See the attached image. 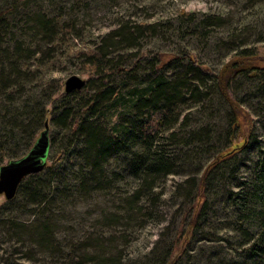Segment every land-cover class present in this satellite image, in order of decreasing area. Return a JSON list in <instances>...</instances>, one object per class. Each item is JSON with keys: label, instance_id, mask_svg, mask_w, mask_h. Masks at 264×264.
<instances>
[{"label": "trees", "instance_id": "16d2710c", "mask_svg": "<svg viewBox=\"0 0 264 264\" xmlns=\"http://www.w3.org/2000/svg\"><path fill=\"white\" fill-rule=\"evenodd\" d=\"M80 4L63 15L53 0H0V167L24 156L45 125L49 131L45 166L21 180L7 210L48 214L124 197L123 213L131 218L140 207H154L169 176L187 170L176 188L180 221L170 234L163 227L146 264H264L258 51L239 48L216 72L191 53H159L149 74L138 76L135 64H114L108 47L134 48L159 24L122 25L103 36L112 43L70 53L71 17ZM178 20L181 34L204 37L207 18L180 13ZM63 59L76 60L86 75L80 90L66 93L53 77ZM243 85L248 93L233 96ZM221 112L225 126L217 133L210 122ZM142 212L152 216V209ZM47 220L35 233L45 243L53 237Z\"/></svg>", "mask_w": 264, "mask_h": 264}, {"label": "rangeland", "instance_id": "374dc122", "mask_svg": "<svg viewBox=\"0 0 264 264\" xmlns=\"http://www.w3.org/2000/svg\"><path fill=\"white\" fill-rule=\"evenodd\" d=\"M53 2L55 10L63 15L73 3L80 4L78 0ZM80 6L82 9L71 17L75 26L69 40L70 53L108 41L103 36L122 25L128 28L159 24L154 31L145 32L134 48L119 44L108 47V57L114 64L123 68L135 64L138 76L149 74L147 70L159 53L178 57L191 53L216 72L232 52L251 47L258 51L259 63L264 64V0H83ZM180 13L200 21L208 19L201 23L203 38L177 31ZM178 63L181 62L176 60L171 66ZM59 68L53 77L60 81L62 89L70 76L87 78L76 60L63 59ZM247 87L233 88L231 92L242 97L248 93ZM18 105L19 102L15 107ZM210 123L220 133L225 126L223 112ZM187 177L186 170L162 183L154 207H140L144 211L152 209L150 217H144L142 210L128 218L123 213L128 207L124 197L120 201L99 197L89 204L54 207L48 214L43 210L27 215L9 212L6 199L0 195V264H146L155 241L164 234L163 227L167 225L170 234L180 221L183 197L176 188ZM50 216L53 237L46 243L38 241L35 233Z\"/></svg>", "mask_w": 264, "mask_h": 264}, {"label": "water", "instance_id": "95a60500", "mask_svg": "<svg viewBox=\"0 0 264 264\" xmlns=\"http://www.w3.org/2000/svg\"><path fill=\"white\" fill-rule=\"evenodd\" d=\"M85 80L78 76H70L64 82V92L80 90ZM49 152L48 127L40 133L31 149L22 157L13 159L0 167V195L6 200L15 196L21 180L30 174L40 172L45 166Z\"/></svg>", "mask_w": 264, "mask_h": 264}]
</instances>
